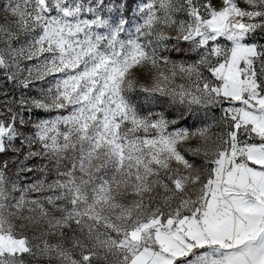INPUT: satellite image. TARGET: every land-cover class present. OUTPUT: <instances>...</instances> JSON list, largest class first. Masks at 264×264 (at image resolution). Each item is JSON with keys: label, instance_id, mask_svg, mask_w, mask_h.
I'll return each instance as SVG.
<instances>
[{"label": "snow or ice", "instance_id": "1", "mask_svg": "<svg viewBox=\"0 0 264 264\" xmlns=\"http://www.w3.org/2000/svg\"><path fill=\"white\" fill-rule=\"evenodd\" d=\"M126 7L0 0V264H264V0Z\"/></svg>", "mask_w": 264, "mask_h": 264}, {"label": "rangeland", "instance_id": "2", "mask_svg": "<svg viewBox=\"0 0 264 264\" xmlns=\"http://www.w3.org/2000/svg\"><path fill=\"white\" fill-rule=\"evenodd\" d=\"M121 2H124L126 3L127 7L124 9L125 11V14L127 16H129V18H131V15H132V12L131 10L134 9L136 7L137 4L141 3V0H121ZM181 47H183L184 49H187V45H181ZM172 55V58L174 60H177V61H180V60H194L196 59V56L192 53H189L187 51H182L180 53H177V52H172L171 53ZM24 64H27L28 66H32L34 65L36 62L35 61H31V62H23ZM52 78L49 76V77H46L45 80H36L34 81L33 83V89L34 91H31L29 94L31 95H36L37 92L39 91V89L41 88H47L49 87V84L46 82V81H50ZM19 93L17 92V95ZM139 103L140 105L145 109V111L147 110H151V111H154V112H161V111H165V114L167 115V117L169 119H172V118H175V111L166 106V105H156L155 103H151V104H145L143 99L141 98L139 100ZM195 108V106H193ZM203 111L204 110H201L200 111V115H203ZM211 111H214L216 116L218 117L220 115V112H219V109H213ZM193 117L189 116L188 117V126H191V121H192ZM213 131H217V129H213ZM29 238H32L33 236L35 235H38L39 232H38V229H33V230H27L26 233H25Z\"/></svg>", "mask_w": 264, "mask_h": 264}, {"label": "trees", "instance_id": "3", "mask_svg": "<svg viewBox=\"0 0 264 264\" xmlns=\"http://www.w3.org/2000/svg\"><path fill=\"white\" fill-rule=\"evenodd\" d=\"M5 158H7V157H5Z\"/></svg>", "mask_w": 264, "mask_h": 264}]
</instances>
